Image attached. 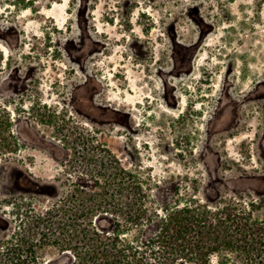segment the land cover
<instances>
[{
    "label": "rangeland",
    "instance_id": "1",
    "mask_svg": "<svg viewBox=\"0 0 264 264\" xmlns=\"http://www.w3.org/2000/svg\"><path fill=\"white\" fill-rule=\"evenodd\" d=\"M263 81L264 0H0V264H72L51 210L102 189L121 224L144 196L128 237L184 204L264 222V100H244Z\"/></svg>",
    "mask_w": 264,
    "mask_h": 264
},
{
    "label": "trees",
    "instance_id": "2",
    "mask_svg": "<svg viewBox=\"0 0 264 264\" xmlns=\"http://www.w3.org/2000/svg\"><path fill=\"white\" fill-rule=\"evenodd\" d=\"M73 197L72 193L70 199ZM133 198V213L131 218L129 213L125 215L123 224L116 220L110 189L86 195L80 207L65 208L60 201V205L52 208L50 218L59 215L66 218L64 233L74 254L72 264H211V258L221 254L225 259L222 264H236L225 257L228 252H239L241 264H264V222H234L235 216L228 208L217 213H223L224 220L211 222L214 213L208 208L184 204L162 215L155 212L151 235L128 237L132 230L142 232L144 221L152 223L140 190ZM96 213L112 217L108 229L99 230L95 226L92 218ZM234 232L239 236L234 238L231 235Z\"/></svg>",
    "mask_w": 264,
    "mask_h": 264
},
{
    "label": "flooded vegetation",
    "instance_id": "3",
    "mask_svg": "<svg viewBox=\"0 0 264 264\" xmlns=\"http://www.w3.org/2000/svg\"><path fill=\"white\" fill-rule=\"evenodd\" d=\"M198 6H199V4H194V5H192V6H190V8L192 7L193 8V10L194 9H198ZM192 14H194V16H195V20L197 21V33H198V35H197V42H196V45L195 46H197L198 44H200L203 40H204V37H206L207 36V34L211 31L210 30V27H212V22L211 21H204V20H202V18H201V16L200 15H196L195 14V11H193V12H191ZM91 42H93L94 44H93V47L95 48V49H98V47L100 46V42H98V41H91ZM179 43V45H183L182 44V42H178ZM172 72H176L175 70L174 71H170V70H168V71H163V73H169V74H171ZM91 76L90 75H87V79L89 80V78H90ZM186 77V76H185ZM178 78V77H177ZM179 79V78H178ZM181 80H183V79H181ZM181 80H179L178 81V83L179 82H181ZM167 85H169L168 83H166L165 82V89L167 90V93H166V100H165V104H166V106H169V107H176V103H175V99L177 98L176 96L177 95H174V94H171L170 93V89H167ZM171 85V87L173 86H175V85H172V84H170ZM263 85H264V81H263ZM167 94H170V99H172V100H168V96H167ZM229 94V96L232 98V100L235 102V103H237L238 101H239V99H238V97H236V95H233L232 93H228ZM240 99H241V97H239ZM250 99H253V100H259V101H262V100H264V93H258V92H254L253 94H251V95H248L247 97H245V101H251ZM100 107H102V108H105V107H107L108 108V106H105V105H102V104H98ZM173 105V106H172ZM236 108V107H235ZM169 109H171V108H169ZM116 111H118L117 109H116ZM237 123V121H235V124ZM16 130H17V127H16ZM17 133V132H16ZM257 176H264V175H257ZM227 188H229V189H246L245 187H242V188H236V187H230V186H228Z\"/></svg>",
    "mask_w": 264,
    "mask_h": 264
}]
</instances>
